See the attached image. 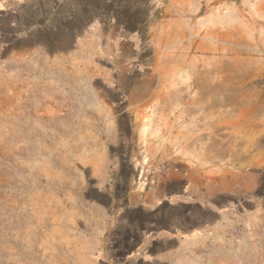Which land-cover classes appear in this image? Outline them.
I'll list each match as a JSON object with an SVG mask.
<instances>
[{
    "label": "rangeland",
    "instance_id": "rangeland-1",
    "mask_svg": "<svg viewBox=\"0 0 264 264\" xmlns=\"http://www.w3.org/2000/svg\"><path fill=\"white\" fill-rule=\"evenodd\" d=\"M0 264H264V0H0Z\"/></svg>",
    "mask_w": 264,
    "mask_h": 264
},
{
    "label": "crops",
    "instance_id": "crops-1",
    "mask_svg": "<svg viewBox=\"0 0 264 264\" xmlns=\"http://www.w3.org/2000/svg\"><path fill=\"white\" fill-rule=\"evenodd\" d=\"M170 194H167L168 197H171L172 193L169 192ZM176 198H180L185 200L184 198H186V195L183 194L182 192L178 193L175 195ZM154 244V243H152ZM157 245L160 246L162 248V250L158 249L157 247H154L152 245V248H149V243L144 244V247L142 248L143 251H147L148 253H151L152 255L155 256H160L158 252L162 251L164 252L165 256L169 257L171 254H173L174 251L179 252L180 254H182L181 252L184 251V247H185V243L180 240V239H162L160 241H157ZM154 247V248H153ZM178 254V253H177Z\"/></svg>",
    "mask_w": 264,
    "mask_h": 264
}]
</instances>
